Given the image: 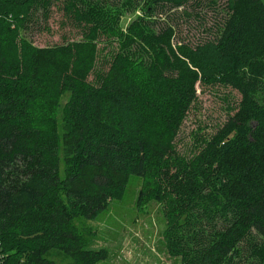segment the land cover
<instances>
[{
	"label": "trees",
	"instance_id": "16d2710c",
	"mask_svg": "<svg viewBox=\"0 0 264 264\" xmlns=\"http://www.w3.org/2000/svg\"><path fill=\"white\" fill-rule=\"evenodd\" d=\"M57 3L81 39L21 37L13 56L16 31ZM133 9L143 16L123 33ZM218 86L239 101L180 154L198 87ZM131 177L166 193L168 241L186 264H264L262 1L0 0V264H100L82 223Z\"/></svg>",
	"mask_w": 264,
	"mask_h": 264
},
{
	"label": "rangeland",
	"instance_id": "374dc122",
	"mask_svg": "<svg viewBox=\"0 0 264 264\" xmlns=\"http://www.w3.org/2000/svg\"><path fill=\"white\" fill-rule=\"evenodd\" d=\"M261 1L264 4V0ZM142 16L140 9L124 12L120 19L121 32L126 33L128 26ZM65 21L62 4L57 3L51 8L49 19L44 21L39 15L30 30L16 31L12 42L18 47L12 44L10 53L13 56L20 54L21 37L39 47L80 40V31ZM106 45L104 38L97 44L100 58ZM238 101V94L230 88L198 87L197 101L177 133L176 150L184 156H191L201 141L212 136L225 123ZM166 200V193L149 177H131L97 218L83 222L82 227L90 231L87 235L89 247L94 251H106V259L100 264H186L168 241L171 227L163 217Z\"/></svg>",
	"mask_w": 264,
	"mask_h": 264
}]
</instances>
